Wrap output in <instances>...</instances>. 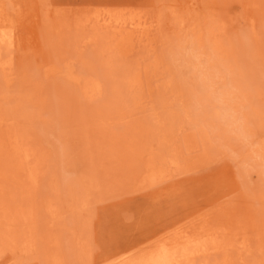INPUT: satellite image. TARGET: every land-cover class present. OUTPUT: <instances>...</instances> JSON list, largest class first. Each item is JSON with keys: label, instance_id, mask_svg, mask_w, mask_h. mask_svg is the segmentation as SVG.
I'll return each mask as SVG.
<instances>
[{"label": "rangeland", "instance_id": "rangeland-1", "mask_svg": "<svg viewBox=\"0 0 264 264\" xmlns=\"http://www.w3.org/2000/svg\"><path fill=\"white\" fill-rule=\"evenodd\" d=\"M0 264H264V0H0Z\"/></svg>", "mask_w": 264, "mask_h": 264}, {"label": "bare ground", "instance_id": "bare-ground-1", "mask_svg": "<svg viewBox=\"0 0 264 264\" xmlns=\"http://www.w3.org/2000/svg\"><path fill=\"white\" fill-rule=\"evenodd\" d=\"M139 25V24H138ZM140 29V28H139ZM138 29V30H139ZM3 34V33H2ZM4 38V37H3ZM6 38H8V37H6ZM2 40V39H1ZM2 42V41H1ZM7 42V41H6ZM3 43V42H2ZM109 56V55H108ZM6 62V61H5ZM143 66V65H142ZM65 69H67V68H65ZM52 71V70H51ZM67 74L66 75H68V77L69 78H71L72 80H74V81H76V82H79V79L78 78H76L75 76H73L72 75V71L68 68L67 69V72H66ZM158 73H160V72H158ZM67 77V78H68ZM40 83V82H39ZM133 83V82H132ZM14 118V117H13ZM24 136V135H23ZM19 141V140H18ZM27 145V144H26ZM18 147H19V145H18ZM35 147V146H34ZM12 149V148H11ZM28 151V150H27ZM20 153H22L23 154V151L22 152H20ZM32 153V152H31ZM21 155V154H20ZM21 157V156H20ZM22 160V159H21ZM25 160V159H24ZM28 161V160H27ZM22 162V161H21ZM23 164V163H22ZM29 164V163H28ZM24 165V164H23ZM22 165V166H23ZM25 165H27V164H25ZM21 166V167H22ZM27 166H29V165H27ZM30 167V166H29ZM35 170H36V168H34ZM28 172H29V170H27ZM33 171H31V173H32ZM27 174V173H26ZM27 176V175H26ZM32 176H33V174L31 175V179H32ZM30 177V176H29ZM32 181V180H31Z\"/></svg>", "mask_w": 264, "mask_h": 264}]
</instances>
